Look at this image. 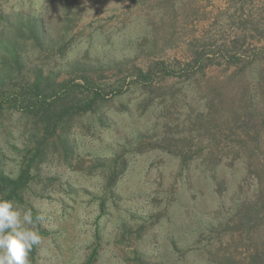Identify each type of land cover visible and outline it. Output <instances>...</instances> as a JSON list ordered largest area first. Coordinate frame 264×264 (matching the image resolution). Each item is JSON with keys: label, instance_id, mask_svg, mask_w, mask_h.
<instances>
[{"label": "rangeland", "instance_id": "rangeland-1", "mask_svg": "<svg viewBox=\"0 0 264 264\" xmlns=\"http://www.w3.org/2000/svg\"><path fill=\"white\" fill-rule=\"evenodd\" d=\"M166 1L51 0L50 14H55L56 10L57 13L67 12L71 27L69 36L75 39L65 57L57 62V71L66 76L69 71L66 64L74 61L96 65L103 69L104 82L111 83L119 75L117 63L140 65L148 61L146 55L154 46L160 28L159 18L170 16L167 15L170 5L165 7ZM176 1L179 5L189 0ZM3 2L6 3L3 8L9 11L24 8L39 12L44 4L43 0ZM192 2L195 14L193 22L187 26L184 42L165 53L160 52L159 57L167 61H189L192 53L185 42L199 45L200 50L208 53L232 42H237L247 53L263 46L264 0ZM258 22L262 26L255 31ZM167 29L166 24L162 34L168 33ZM257 68L256 62L248 71L252 81H256ZM226 70V64H215L205 72L208 78H220ZM155 81L173 87L170 94L177 102L174 107L168 94L166 102L159 101L160 98L141 117L135 112L142 99L140 91L132 88L116 97L108 117L96 115L84 119L83 124L89 130L78 126V133L72 136L78 156L75 167H68L58 159L48 161L40 170V180L26 192L23 203H14L21 211L31 209L34 218L43 216V222L36 224L42 240L30 254L32 264H86L96 245L99 255L93 264H210L203 254V249L212 241L208 240L209 230L231 216L235 204L252 191L249 184L244 183L245 171L241 163L232 168L222 167L217 173L205 171L197 164L190 171L181 172L179 159L164 152L132 156L119 183L118 197L115 201H107L108 208L103 216L100 204L105 197L104 179L88 176L78 168L89 166L94 158L112 156L126 139L145 132L159 134L163 121L161 112L165 111L166 103L172 107L173 119L178 117L177 113L183 115L189 108H197L202 103L198 88L192 82L183 83L177 77ZM128 101L132 107L130 113L116 111L120 102ZM18 117L19 114H15L6 122L7 128L0 129L4 169L11 176L18 173V149L22 148L23 127ZM214 177L226 181L228 190L222 198L216 193ZM47 179L52 180L48 182ZM150 220L158 222L144 238L135 240L132 233Z\"/></svg>", "mask_w": 264, "mask_h": 264}, {"label": "trees", "instance_id": "trees-1", "mask_svg": "<svg viewBox=\"0 0 264 264\" xmlns=\"http://www.w3.org/2000/svg\"><path fill=\"white\" fill-rule=\"evenodd\" d=\"M43 1L42 11L38 12L24 8L9 11L0 0V129L7 128L6 122L15 114H19L18 122L23 127L16 176L6 173L0 148V196L23 203L45 163L58 159L68 167H75L78 156L72 136L78 133V126L87 128L84 119L96 115L108 117L114 99L132 88L140 91L142 99L135 112L142 117L160 98L159 101L166 102V95L170 97L173 91V87L162 86L155 80L177 77L198 88L202 101L199 107L189 108L183 115L179 112L173 119L172 107L166 103L159 134L145 132L126 139L112 156L94 158L89 166L78 168L88 176L104 179L105 197L100 204L103 216L107 201L118 197L119 183L132 156L164 152L179 159L181 172L190 171L195 164L205 171L216 172L241 163L244 183L249 184L251 194L234 205L231 216L209 230L208 240L212 241L203 254L210 264H264V44L247 53L232 42L208 53L200 50L199 45L185 42L190 47L191 59L167 61L158 54L184 42L187 26L195 14L193 0L181 1L179 5L176 0H167L165 7L170 5L167 13L170 16L159 18L160 28L146 55L148 61L140 65L117 63L119 75L111 83L104 82L101 67L77 61L68 62L69 71L62 76L57 71V62L75 41L69 36V15L57 10L50 14L51 0ZM166 24L168 33L162 34ZM261 26L256 23L255 31ZM256 62L257 77L252 81L248 71ZM215 64L227 65L224 77L206 76V69ZM173 96L170 99L174 107L177 102ZM130 108L129 101L115 107L121 114L130 113ZM213 179L216 193L222 198L228 190L226 181ZM157 222L143 223L132 236L141 240ZM94 248L86 264L97 260L99 247Z\"/></svg>", "mask_w": 264, "mask_h": 264}, {"label": "clouds", "instance_id": "clouds-1", "mask_svg": "<svg viewBox=\"0 0 264 264\" xmlns=\"http://www.w3.org/2000/svg\"><path fill=\"white\" fill-rule=\"evenodd\" d=\"M31 209L21 211L12 201L0 196V264H32L30 254L42 237Z\"/></svg>", "mask_w": 264, "mask_h": 264}]
</instances>
